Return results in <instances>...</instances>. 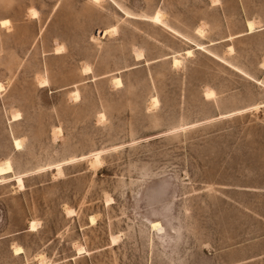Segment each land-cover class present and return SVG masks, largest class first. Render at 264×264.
Returning a JSON list of instances; mask_svg holds the SVG:
<instances>
[{"label":"rangeland","instance_id":"obj_1","mask_svg":"<svg viewBox=\"0 0 264 264\" xmlns=\"http://www.w3.org/2000/svg\"><path fill=\"white\" fill-rule=\"evenodd\" d=\"M0 20V264H264V0H0Z\"/></svg>","mask_w":264,"mask_h":264},{"label":"bare ground","instance_id":"obj_2","mask_svg":"<svg viewBox=\"0 0 264 264\" xmlns=\"http://www.w3.org/2000/svg\"><path fill=\"white\" fill-rule=\"evenodd\" d=\"M100 1H101V0H93V2H95V3H99ZM216 3H217V2H216ZM118 9H119V8H118ZM119 10H120V9H119ZM120 11H121V10H120ZM124 14H125V16H126L127 18H128V17H129V18H135V16H132V15H130L129 13H128V14H127V13H124ZM30 15L33 17V19H36V17H37V16H36V12H34V10H33V12H31ZM148 20L151 21V22L154 23V24H157V25L162 26L164 29H165V28L168 29L167 27H164L163 24H162V22H161V13H160V12L155 13V14H154L152 17H150ZM7 23H8L7 20H2V21H0V26L4 27ZM247 28H248L249 32L252 33V31L254 30V28H253V23L248 22V23H247ZM168 30H170V29H168ZM111 31H113V30L110 29V31H108V30L102 31V32L99 33V36L102 37V38H104L108 33H111ZM171 31H172V30H171ZM199 35H200V34H199ZM231 39H232V37H231ZM229 40H230V39H229ZM209 45H212V43H210ZM196 48H197V50H199V51H205V48H204L203 45H202V46H196ZM229 49L231 50L232 47H229ZM55 52H56V53H59V49H56ZM184 53H185L186 56H191V55H192V50H186ZM137 58H138L139 60L143 59L142 54H138V55H137ZM172 62H173V65H174V66L179 64V61H178L176 58H173ZM83 72H84L85 75H89V74H91V70H90L89 68H86V67H85V69H84ZM115 84L117 85V87H121V83H120V81H119L118 78H115ZM40 86H41V87H46L47 84H46L45 82H41V83H40ZM0 91H2L1 86H0ZM74 95H75V98H76V96H77V91L74 93ZM212 95H213L212 91H207V92H205V97H206V98H211ZM152 102H153V104H154V103L156 104L157 101H156L155 98H153V99H152ZM11 116H12V115H11ZM101 117H102V116H101ZM17 120H19L17 114H16V115L13 114V116L11 117V121L14 122V121H17ZM19 142H20V141H19ZM19 142H18L17 140H14V141H13V144H14V147H15L16 150H19V149L21 148V144H20ZM93 158H94L95 162H98V161H99V160H98V159H99V158H98V154H96ZM57 171H58V173L60 172V166L57 168ZM12 173H13V168H12V166H11V163H9L8 160H5V161L3 162V164L0 165V185L5 183V180H6L5 175H7V174H12ZM12 177H13L14 181H16L18 187H19V188H23V181H22V177H23V176H12ZM11 180H12V179H11ZM7 182H8V181H7ZM69 213H70V212H69ZM91 219H92V218H91ZM90 221H91V223H92L93 220H90ZM151 227H152V229H155V230L160 229V227H159V223H158V222H152ZM34 229H35V224L32 222V223L30 224V230L33 231ZM80 250H81V249H80ZM80 250H79V252H80ZM21 253H22V250H21L20 248H15V249H14V254H16V255H20Z\"/></svg>","mask_w":264,"mask_h":264},{"label":"crops","instance_id":"obj_3","mask_svg":"<svg viewBox=\"0 0 264 264\" xmlns=\"http://www.w3.org/2000/svg\"><path fill=\"white\" fill-rule=\"evenodd\" d=\"M0 21H2V20H0Z\"/></svg>","mask_w":264,"mask_h":264}]
</instances>
